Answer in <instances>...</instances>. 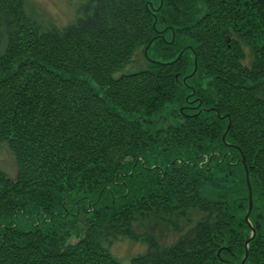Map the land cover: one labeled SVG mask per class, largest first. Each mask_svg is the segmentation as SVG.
I'll list each match as a JSON object with an SVG mask.
<instances>
[{
    "label": "trees",
    "instance_id": "obj_1",
    "mask_svg": "<svg viewBox=\"0 0 264 264\" xmlns=\"http://www.w3.org/2000/svg\"><path fill=\"white\" fill-rule=\"evenodd\" d=\"M147 1L0 0V264H264V0Z\"/></svg>",
    "mask_w": 264,
    "mask_h": 264
},
{
    "label": "rangeland",
    "instance_id": "obj_2",
    "mask_svg": "<svg viewBox=\"0 0 264 264\" xmlns=\"http://www.w3.org/2000/svg\"><path fill=\"white\" fill-rule=\"evenodd\" d=\"M84 1L86 0H25V3L27 4L26 9L29 15L37 24L44 27L53 26L60 28L68 24L77 15V9ZM146 65L144 52H142L141 48H137L131 59L127 62V65L121 71H134L138 70V68H145ZM0 169L11 178L16 173L14 155H12L4 142L0 143ZM158 234L162 242L171 243L177 238L167 228L160 229ZM76 237L72 235L68 241L74 242L78 240ZM145 248L142 243L133 242L128 238L117 239L113 241L110 247L112 253L124 264L128 263L130 258L135 256V254L144 252Z\"/></svg>",
    "mask_w": 264,
    "mask_h": 264
},
{
    "label": "water",
    "instance_id": "obj_3",
    "mask_svg": "<svg viewBox=\"0 0 264 264\" xmlns=\"http://www.w3.org/2000/svg\"><path fill=\"white\" fill-rule=\"evenodd\" d=\"M147 3L150 5V7H152L153 8V5H152V3H151V1H147ZM161 3H162V1H161ZM158 8H155V10H157ZM148 47V46H147ZM147 47L144 49V52H145V56L148 58V56H147V52H146V49H147ZM183 51V50H182ZM182 51H181V53H182ZM181 53L179 54V55H181ZM194 61H195V57H194ZM195 68H196V61H195V65H194V68H193V70H195ZM194 71H192V73H193ZM190 75H192V74H190ZM189 75V76H190ZM185 77H187V76H185ZM185 77L183 78V81L185 80ZM207 109H212V110H215V108H213V107H210V108H207ZM216 114H218V112H217V110H216ZM222 117H225V115H223ZM229 121V120H228ZM229 127V124H228V126H227V128ZM225 132L222 134L223 136H222V139L224 140V138H225ZM242 163H243V167H244V169H245V171H244V177L246 178V184H247V189H248V199H249V205H248V208H247V211H246V213H245V220L246 221H248V216H249V213L251 212V208H252V203H253V199L251 198L252 197V188H251V185H250V180H249V178H248V168L245 166V164H244V159H242ZM249 226H250V229H251V232H252V234L248 237V238H246V240L244 241V243H245V251H244V257L242 258V260H241V262H240V264H244V262H245V260H246V258H247V256H248V242H249V240H251L253 237H254V235H255V227L254 226H252L250 223H249Z\"/></svg>",
    "mask_w": 264,
    "mask_h": 264
},
{
    "label": "flooded vegetation",
    "instance_id": "obj_4",
    "mask_svg": "<svg viewBox=\"0 0 264 264\" xmlns=\"http://www.w3.org/2000/svg\"><path fill=\"white\" fill-rule=\"evenodd\" d=\"M191 101L193 100V99H190ZM194 106H195V104L194 105H190V106H188V107H190V108H194ZM181 111V110H180Z\"/></svg>",
    "mask_w": 264,
    "mask_h": 264
}]
</instances>
